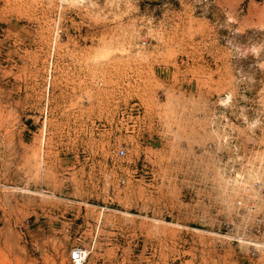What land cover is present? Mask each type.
Segmentation results:
<instances>
[{
	"label": "rangeland",
	"instance_id": "rangeland-1",
	"mask_svg": "<svg viewBox=\"0 0 264 264\" xmlns=\"http://www.w3.org/2000/svg\"><path fill=\"white\" fill-rule=\"evenodd\" d=\"M73 248L264 264V0H0V264Z\"/></svg>",
	"mask_w": 264,
	"mask_h": 264
},
{
	"label": "built area",
	"instance_id": "built-area-1",
	"mask_svg": "<svg viewBox=\"0 0 264 264\" xmlns=\"http://www.w3.org/2000/svg\"><path fill=\"white\" fill-rule=\"evenodd\" d=\"M118 156L122 155V151L119 150L117 152ZM81 251H83L81 248H73L71 252L69 253L68 260L71 264H83L84 260L81 256Z\"/></svg>",
	"mask_w": 264,
	"mask_h": 264
}]
</instances>
